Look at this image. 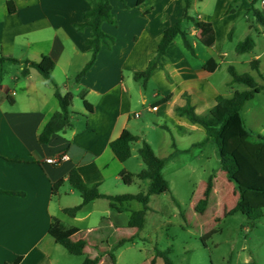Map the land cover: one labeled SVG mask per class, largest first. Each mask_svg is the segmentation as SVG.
<instances>
[{
	"label": "crops",
	"instance_id": "crops-1",
	"mask_svg": "<svg viewBox=\"0 0 264 264\" xmlns=\"http://www.w3.org/2000/svg\"><path fill=\"white\" fill-rule=\"evenodd\" d=\"M239 1L191 0V14L213 28L214 45L200 48L199 32L192 26H185L196 55H191L182 38L177 36L161 58L162 67L155 70L143 87L134 79V74L145 71L156 57L164 32L182 16L183 0H109L117 26L105 23L102 30L115 38V44L112 49L102 48L93 67L79 82L76 77L91 58L90 47L86 44L91 29L86 27L80 31L76 25L86 22L84 15L93 9L96 0H0V58L19 61L18 64H0V264H12L19 259V264H56L52 254L60 245L50 236L49 228L53 218L62 221L58 214L65 215L63 210L67 208L53 205V187L60 180H64L63 185L68 184L72 170L79 173L85 184L98 186L102 195H130L125 193L127 186L120 173L126 171L134 179L145 165L139 163V168H144L132 172L126 166L127 162L121 163L113 153L111 143L125 130L139 138L135 144L142 146L144 141L147 142L155 155L165 160L163 170L177 156L215 145L203 128L177 116L175 108L190 104L197 114L205 115L216 106L218 96L229 98L234 94L235 91L229 93L226 90L234 85L232 79L218 78L221 65L232 63L227 61L229 53L219 45L218 37L221 31L227 39L233 38ZM244 5L243 2L241 8ZM245 9H249V1ZM245 18L251 23V30L260 32L264 28L247 12ZM43 57H49L55 64L52 79L60 92L63 95L71 93L73 101L77 97L82 100L81 95L85 93V100L93 108L91 113L82 108L79 115L84 122L72 116V128L55 134L46 145L39 143V135L60 110L55 89L33 68L29 69L28 75H22L24 62L39 63ZM261 59V55H255L249 60L250 65L254 61L260 62L259 73ZM210 60L215 61V66L207 69ZM135 83L140 89H135ZM148 93L154 103L147 111L155 114L159 123L145 127L170 134L174 132L179 137L171 146L168 141L163 143L160 154L145 134L132 133V120L141 118L140 113L138 118L134 116L138 113L133 110L134 101L144 105ZM165 98L169 100L160 104ZM152 107L157 110L152 111ZM133 146L131 158L135 157ZM61 154L68 157L66 162L47 164L48 159ZM199 155L206 158L203 150ZM218 161V172L223 173H220L223 180L227 176L221 169L220 155ZM210 178L216 195L220 192L217 178ZM141 181H147L143 192L146 194L150 181ZM1 191L24 195H7ZM153 196L157 195L150 196L146 218ZM100 200L108 202L107 217L102 223L113 230L112 234L118 236L124 229H129L132 214L129 206L136 200L123 203L95 200L84 206L75 218L69 217L73 224L66 225L74 226L82 233L75 223L85 222L92 212L84 216L80 213L87 206H97ZM96 233L101 235L103 232L88 229L84 237Z\"/></svg>",
	"mask_w": 264,
	"mask_h": 264
},
{
	"label": "rangeland",
	"instance_id": "rangeland-1",
	"mask_svg": "<svg viewBox=\"0 0 264 264\" xmlns=\"http://www.w3.org/2000/svg\"><path fill=\"white\" fill-rule=\"evenodd\" d=\"M245 3L244 7L241 5ZM248 1L241 0L236 10V30L231 40L227 39L221 31L219 32V45L229 53L226 63L218 73L219 79H232L228 68L231 66L238 74L248 73L254 77L259 85H264V38L261 30H251L246 18V9ZM241 9H240V8ZM255 8L264 12L263 0H258ZM253 19V18H252ZM254 21V19H253ZM263 31V30H262ZM247 36H251L256 42V48L247 54H238L236 46ZM202 49H207L203 45ZM201 52V51H199ZM255 55H261L260 73L252 70L249 60ZM205 58V56H203ZM127 75V74H126ZM135 89H140L138 84H134ZM229 93L233 91H245L247 87L242 84H234L228 89ZM144 91V90H142ZM147 100L144 105L134 101L133 110L141 114V118L133 119L134 129L132 133L138 136L145 134L152 142L157 154H160V146L168 141L170 146L179 137L176 133L166 132L165 130L147 129L146 125H152L158 122L155 114H150L147 109L154 103L150 93L147 94ZM71 107L72 116L84 119L79 115L84 108L83 101L77 97ZM75 113V114H74ZM245 120L247 129L255 137L261 135L264 137V92L255 96L247 103L241 112ZM73 124V123H72ZM135 157L127 161L126 166L132 172H140V156L137 149L141 146L133 144ZM205 149L197 148L192 154L177 156L173 163H169L163 170V177L170 184V192L163 196H153L150 203V212H148L146 223L142 230L124 229L118 236L112 234L113 230L103 224V218H106L108 202L98 201L97 206H87L80 213L84 216L89 211L92 215L82 223H75L82 235H86L88 229L102 230L104 237L100 233L91 235L88 238V244L85 248L84 256H73L63 247L59 246L52 256L56 264H82L86 256L104 258L105 252H111L121 240L133 237L131 242H126L116 248L113 253L116 256V264H151L152 257L155 254V248L164 251L172 249L170 258L173 264H227L231 259V264H243L255 261L257 264H264V218L258 221H250L241 214L229 216V211L235 207L238 202L239 194L234 183L227 178L221 179L222 172L219 170V153L214 144ZM205 153L206 158L201 157V151ZM172 149L170 148V152ZM217 156L215 157V152ZM205 170L207 171L205 175ZM210 177H216L219 191L218 194L211 195L208 206L203 213H197L196 205L203 199L204 188ZM147 181L133 179V183L125 189L126 194L138 195L145 192ZM82 203L79 193L69 185L65 184L58 188L54 195L53 205H60L66 208H73ZM193 204V205H192ZM130 211L142 210V205L134 201L129 206ZM59 218L67 225L73 224L72 220L63 214H58ZM217 230L211 238L203 243V236ZM88 236V234H87ZM111 240V242H110ZM93 245L97 246L94 247ZM158 264H162L158 261Z\"/></svg>",
	"mask_w": 264,
	"mask_h": 264
},
{
	"label": "trees",
	"instance_id": "trees-1",
	"mask_svg": "<svg viewBox=\"0 0 264 264\" xmlns=\"http://www.w3.org/2000/svg\"><path fill=\"white\" fill-rule=\"evenodd\" d=\"M237 0H235L236 2ZM249 9L247 14L254 18L255 22L264 27V14L255 8L258 0H248ZM9 10L12 12L11 3L8 2ZM232 11V9L230 10ZM84 18L86 22L76 25L77 30H83L88 27L91 29V35L86 41L87 46L90 47L91 58L85 65L83 70L76 77V82H79L93 67L97 60V56L102 48L112 49L115 44V38L106 34L102 30L103 24H110L117 26V20L113 14L112 6L109 0H96L93 9L85 13ZM185 26H192L198 32V41L205 47H211L215 43V33L213 28L194 17L191 14V0H183V13L179 21L167 29L159 43L156 57L149 63L145 71L136 72L134 79L140 81L143 87L151 79L153 73L158 67H162L161 58L166 54L167 49L177 36H180L184 42L185 49L195 56V49ZM255 48V40L251 36H247L243 41L236 46L238 54H246ZM5 62L19 63V61L10 58H0V64ZM25 68L22 72L23 76L28 75L29 69L37 70L41 76L50 82L55 89V97L58 100L60 110L55 113L47 125L44 127L39 135V143L46 145L50 142L55 134H59L72 128V112L71 107L73 103V95L67 93L63 95L59 88L55 85L52 79V72L55 64L49 57H43L41 62H24ZM259 61L251 63L253 70L259 73ZM215 66V61L210 60L207 63V69ZM228 71L232 76L231 84H242L247 87L245 91H236L234 94L225 98L218 96L216 98V106L210 110L208 114L199 115L196 113L194 107L187 104L184 107L175 108L177 116L186 119L191 124L198 125L205 130L208 139H211L219 150L220 166L226 173L227 178L233 182L237 188L239 198L235 207L232 208L228 215L241 214L250 221H258L264 218V137L257 135L255 142H253V134L247 129L245 121L241 115L245 105L253 100L255 96L264 92V85L254 79L248 73L238 74L233 67H229ZM85 93H82L81 98L85 109L88 113L93 111L92 106L85 100ZM169 99L165 98L159 103H165ZM139 140L138 137L132 135L125 130L122 135L111 143L110 147L116 158L125 163L132 157V145ZM145 168L137 175L138 179L149 180L150 186L146 194L138 195H123V196H106L102 195L98 186H89L85 184L76 170L69 173L67 182L77 191L82 203L73 208L64 209L63 212L70 218H75L77 213L89 203L98 199H107L115 203H123L126 201L136 200L143 204V209L134 211L131 214L129 221V228L142 230L146 222V213L149 210L148 203L151 195L161 196L170 192V186L162 175L165 160L158 158L152 147L143 142L138 151ZM124 184L130 186L133 183V176L122 171L120 173ZM64 184V180L58 181L53 187V196L58 192V188ZM214 191L213 179L210 178L203 193V199L196 205L197 213H203L209 203V199ZM7 195L23 196V193L4 192ZM217 230H212L203 236V243L211 238ZM49 234L54 239L56 244L63 247L69 254L73 256H84L85 248L88 244V238H85L80 230L74 226H67L57 218H53ZM133 237L121 240L111 252H105L104 258L86 256L82 264H116L117 259L113 251L126 242H131ZM172 249L164 251L155 248V254L152 257L151 264H173L170 255ZM20 259L12 264H19ZM227 264H231L229 259ZM243 264H257L251 261Z\"/></svg>",
	"mask_w": 264,
	"mask_h": 264
},
{
	"label": "built area",
	"instance_id": "built-area-1",
	"mask_svg": "<svg viewBox=\"0 0 264 264\" xmlns=\"http://www.w3.org/2000/svg\"><path fill=\"white\" fill-rule=\"evenodd\" d=\"M263 4H264V1H263ZM151 110L152 111H156L157 108L156 107H152ZM134 116L138 118L140 116V114L136 113ZM67 160H68V157L66 155H64V154L63 155L61 154V155H59L56 158L48 159L46 162H47V164H50V165H57L60 162H66Z\"/></svg>",
	"mask_w": 264,
	"mask_h": 264
}]
</instances>
